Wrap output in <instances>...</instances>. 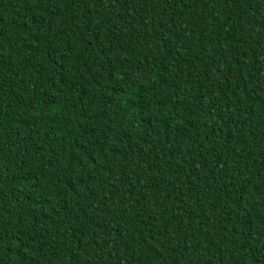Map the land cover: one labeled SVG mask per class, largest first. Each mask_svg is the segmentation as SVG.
<instances>
[{"label": "trees", "instance_id": "16d2710c", "mask_svg": "<svg viewBox=\"0 0 264 264\" xmlns=\"http://www.w3.org/2000/svg\"><path fill=\"white\" fill-rule=\"evenodd\" d=\"M0 264H264V0H0Z\"/></svg>", "mask_w": 264, "mask_h": 264}]
</instances>
